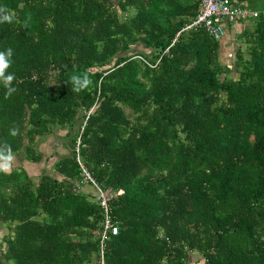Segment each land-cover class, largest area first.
<instances>
[{
	"label": "trees",
	"instance_id": "obj_1",
	"mask_svg": "<svg viewBox=\"0 0 264 264\" xmlns=\"http://www.w3.org/2000/svg\"><path fill=\"white\" fill-rule=\"evenodd\" d=\"M200 2L0 0L16 89L6 99L0 81V152L47 161L38 142L55 129L66 149L57 176L0 171L6 259L101 264L103 210L77 188L81 163L114 193L102 264H264V14L228 68L219 40L183 29Z\"/></svg>",
	"mask_w": 264,
	"mask_h": 264
},
{
	"label": "built area",
	"instance_id": "obj_2",
	"mask_svg": "<svg viewBox=\"0 0 264 264\" xmlns=\"http://www.w3.org/2000/svg\"><path fill=\"white\" fill-rule=\"evenodd\" d=\"M255 16H257L256 11L238 5L233 0H201L196 16L183 29L203 28L212 38L220 40L225 34L226 24L237 20L245 21ZM91 110H88L87 115ZM82 128L83 125L81 126ZM77 160L80 162L78 157ZM80 165L82 171L78 186L90 184L94 188L93 198L103 210L101 227L98 232L102 263L106 240L118 233V224L113 220L109 207V200L114 193L109 189H103L91 176L90 172L81 163Z\"/></svg>",
	"mask_w": 264,
	"mask_h": 264
},
{
	"label": "crops",
	"instance_id": "obj_3",
	"mask_svg": "<svg viewBox=\"0 0 264 264\" xmlns=\"http://www.w3.org/2000/svg\"><path fill=\"white\" fill-rule=\"evenodd\" d=\"M233 2L236 3V4H238V5H241L243 7H247L250 10L256 11L257 12V16L259 14H262V13L264 14V0H233ZM257 16H255L254 18L245 20V21L237 20L235 22H231V23L226 24L225 34L219 40V43H220V46H219V54L221 56L222 53H225V54H227V56H229V55L232 56V58H233L232 64H230V66H228L227 64H225L228 68H233V66H234V60H235V56H236V51H237V48L239 47L238 44H246V40L244 39V37H242V33L244 32V30L246 28H249L251 26V22ZM227 39H230V41H232V43L231 42L230 43H226ZM234 43L236 44V49L234 50V52H232L233 53V55H232L231 54V51H229L227 49V47H232V46H229L228 44H231L232 45ZM234 76H235V74H234ZM49 137H50V135H47V137L41 139L40 141L41 142H45ZM39 142H38V149L41 150L44 153V151L39 146L40 145ZM65 152H60V153L61 154H64ZM56 158H57V156H56ZM55 159H54V161H55ZM24 162H26V163H24ZM24 162H23V164L21 163V165L26 169V171L29 173L30 176L31 175L32 176H38L46 168L44 166L45 161L44 162L43 161H40V162H37V163H30L28 161H24ZM25 164H27V165H25ZM17 167H19V166H17ZM17 167H15V168H17ZM40 167H41V171H39V168ZM28 169H30L32 171L29 172ZM56 174H58V173H56ZM90 187H92L90 184H84V185H81V186H77V188L80 191H82L83 193L87 194L91 199L94 200V198H93L94 188L92 187L93 189H91ZM8 234H9V231H7V233L4 234L3 238L5 239V237ZM100 261H101V257H100ZM102 263H103V260H102Z\"/></svg>",
	"mask_w": 264,
	"mask_h": 264
},
{
	"label": "rangeland",
	"instance_id": "obj_4",
	"mask_svg": "<svg viewBox=\"0 0 264 264\" xmlns=\"http://www.w3.org/2000/svg\"><path fill=\"white\" fill-rule=\"evenodd\" d=\"M232 43V41H230V39H227L226 43ZM229 46L232 47H227V49L229 51H231V54L233 55L232 52H234V50L236 49V44H228ZM239 47L243 48V50H245L246 44H238ZM141 51V50H145L146 49L144 47H142L140 44L133 46L132 47V52L134 51ZM225 50V49H224ZM219 60H221L220 62L222 64H227L228 66H230V64H232V56H227V54L222 53L221 56L219 54ZM232 66V65H231ZM65 139V131L64 130H60V129H55L53 133L50 134V137L45 141V142H39V146L41 147V149L44 151V154H46V156H48L47 161H45L44 166L49 169L52 173L54 172L53 170V162L54 159L56 158V156L58 157V155H60V152H65L66 149L62 146V142ZM52 157V158H51ZM24 160L22 161L23 164ZM44 162V161H43ZM26 163V162H24ZM43 164V163H42ZM21 162H20V156H13V159L11 161V168H15L17 166H20ZM27 165V164H25ZM28 171H32L30 169H28ZM39 171H41V167L39 168ZM38 172V171H37ZM29 174V173H28ZM54 175L57 176L58 174H56V172H54ZM32 176V175H31ZM91 189H93L92 187H90ZM8 228L6 226H0V236H4V234L7 233ZM188 263L189 264H202L203 263V258L201 257V255L199 253H195V252H191L189 257H188Z\"/></svg>",
	"mask_w": 264,
	"mask_h": 264
},
{
	"label": "clouds",
	"instance_id": "obj_5",
	"mask_svg": "<svg viewBox=\"0 0 264 264\" xmlns=\"http://www.w3.org/2000/svg\"><path fill=\"white\" fill-rule=\"evenodd\" d=\"M0 20L11 22L12 16L6 13L5 7L0 6ZM7 56H11V49L7 51ZM4 52H0V81H3L5 88L7 91L5 92V98L7 99L12 95L13 92L16 91L14 87L11 86V82L15 78L13 74L5 75L6 69L10 66V61L7 58ZM71 82L74 84V90L80 91L83 88H86L89 84H91V80L87 74H84L82 77L79 75H71ZM11 135L15 136L17 134L18 129L12 128ZM13 157L11 154V148L7 146L6 154L0 152V171L9 172L11 170V161Z\"/></svg>",
	"mask_w": 264,
	"mask_h": 264
},
{
	"label": "flooded vegetation",
	"instance_id": "obj_6",
	"mask_svg": "<svg viewBox=\"0 0 264 264\" xmlns=\"http://www.w3.org/2000/svg\"><path fill=\"white\" fill-rule=\"evenodd\" d=\"M0 226H5L0 224ZM4 238L3 236H0V264H13L12 261L6 259L4 257V252H5V243H4Z\"/></svg>",
	"mask_w": 264,
	"mask_h": 264
}]
</instances>
